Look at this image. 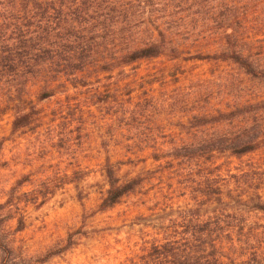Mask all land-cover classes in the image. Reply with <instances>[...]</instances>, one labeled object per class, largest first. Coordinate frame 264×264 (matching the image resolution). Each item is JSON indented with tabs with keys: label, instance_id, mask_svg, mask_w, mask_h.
I'll return each mask as SVG.
<instances>
[{
	"label": "trees",
	"instance_id": "16d2710c",
	"mask_svg": "<svg viewBox=\"0 0 264 264\" xmlns=\"http://www.w3.org/2000/svg\"><path fill=\"white\" fill-rule=\"evenodd\" d=\"M162 58L172 65L139 75ZM189 61L215 68L195 73ZM80 86L136 130L129 152L150 150L158 162L123 179L102 141L108 187L100 210L147 184L154 190L150 213L137 218L147 245L129 264H260L255 239L264 225L250 220L264 212V159L237 173L228 167L264 149V0H0V117L13 113V132L38 119L33 87L42 100ZM172 109L177 134L155 125ZM109 126L111 137L125 130ZM27 182L29 174L0 204V264L23 258L14 243L26 219L15 195ZM54 190L44 182L31 199L41 205Z\"/></svg>",
	"mask_w": 264,
	"mask_h": 264
},
{
	"label": "rangeland",
	"instance_id": "374dc122",
	"mask_svg": "<svg viewBox=\"0 0 264 264\" xmlns=\"http://www.w3.org/2000/svg\"><path fill=\"white\" fill-rule=\"evenodd\" d=\"M165 64L172 65V62L165 58L145 62L139 75ZM184 64L204 75L215 68V63L206 61ZM131 78L134 76L127 80ZM141 81L139 78L136 84ZM154 86L159 87V83ZM38 91V87H33L32 97L39 113L32 127L13 132V113L0 117V204L7 200L12 187L23 175H31L34 182H27L15 195L26 219L25 229L15 233L14 244L23 251V258L18 259L17 264H129L128 259L142 254L147 245L137 218L150 213L148 207L153 203L154 190L149 195L147 184L125 196L116 206L100 210L99 204L108 187L104 174L107 150L102 141L110 144L111 160L123 179L146 174L148 169H156L158 162L149 157L150 150L132 154L124 147L139 140L136 130L129 132L122 115L112 114L111 104L98 102L90 86L70 87L68 93L42 100L37 98ZM160 118L161 123L155 124L156 120L149 118L147 124H163L166 132H179L178 111L163 112ZM111 122L125 130L111 137ZM262 158L264 149L242 159L233 157L228 168L237 173L247 169L251 161ZM44 182L55 185V190L43 204L37 205L31 198ZM175 202L192 204L187 197H175ZM250 222L264 225V212L255 213ZM16 225V219L8 221L11 231ZM255 245L258 248L256 260L264 264V227H260Z\"/></svg>",
	"mask_w": 264,
	"mask_h": 264
}]
</instances>
